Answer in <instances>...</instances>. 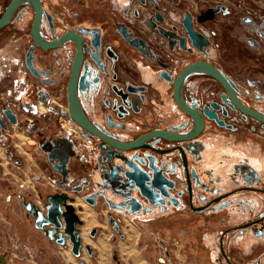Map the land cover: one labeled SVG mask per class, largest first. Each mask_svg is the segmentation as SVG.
Segmentation results:
<instances>
[{"label": "flooded vegetation", "instance_id": "flooded-vegetation-1", "mask_svg": "<svg viewBox=\"0 0 264 264\" xmlns=\"http://www.w3.org/2000/svg\"><path fill=\"white\" fill-rule=\"evenodd\" d=\"M11 1L0 0V17ZM140 1L143 10L126 7L113 12L109 5L104 13L98 12L95 23L67 26V13L57 17L41 0L39 24V32L47 40L59 38L69 28L83 36L77 95L88 120L112 142L138 143L119 147L70 118L68 84L76 45L68 40L55 48L38 46L32 35L35 11L30 2L20 4L0 28V68H10L16 88L14 99L7 105L0 90V142L10 126L23 121L39 129L37 119L48 111L47 105L63 107L70 128L67 123L62 125L77 132L81 150L78 159L68 162V172L82 173L84 183L76 189L100 221L88 230L91 210L86 207L82 212L74 207L87 220L82 231L84 219L78 214L80 222L76 226L82 242L98 237L105 217L119 235L123 224L146 225L158 232L203 226L193 248L195 244L210 247L212 264H264V143L258 142L264 124L244 116L231 105L232 98L222 83L197 71L185 78L182 93L186 104L201 114L202 131L186 140L162 135L186 134L194 127V118L179 106L174 93L178 74L196 60L212 63L242 104L264 112V95L251 92L229 75L223 52L222 63L215 62L211 55L215 35L219 50V45L225 46L233 51L234 58L258 65L259 48L264 42V13L259 5L238 4L235 8L241 11L234 12L230 5L222 4L219 12L208 17L207 11L213 7L210 0H191L187 13L197 33L194 42L183 24L187 13L177 12L183 1L174 0V10L165 8L164 12L153 11L151 2ZM152 2L159 7L157 0ZM200 3L204 4L197 11ZM96 36L100 44L95 48L92 39ZM13 103L22 104L21 108L15 109ZM6 109L14 114V123L9 121ZM158 131L161 134H156ZM41 146L45 148L46 143ZM47 147L50 156H55L49 161L54 167L56 159H64V155ZM10 159L20 163L14 152ZM3 167L0 156V193L7 181L1 176ZM54 168L65 171L63 163ZM55 184L56 191L52 185L43 186L44 214L49 196L66 193L62 190L64 178L55 180ZM30 203L37 207L35 201ZM217 224L222 229L214 237L208 226ZM83 249L84 244L81 254Z\"/></svg>", "mask_w": 264, "mask_h": 264}, {"label": "rangeland", "instance_id": "rangeland-1", "mask_svg": "<svg viewBox=\"0 0 264 264\" xmlns=\"http://www.w3.org/2000/svg\"><path fill=\"white\" fill-rule=\"evenodd\" d=\"M44 1L49 10L53 11L57 17H64L63 14L67 13V26L94 23L93 17L96 13L94 11L98 7L97 3L86 0ZM146 1L151 2L149 6L153 11L164 12L165 8L174 10L172 7L174 0H157L159 7L152 0ZM181 1L183 2L177 12L183 15L189 11L191 0ZM195 1L203 2V0ZM229 1L231 0H210L213 7L229 4ZM257 2L264 13V0H257ZM203 4L200 3L198 10L197 8L195 10L199 11ZM103 5L106 9L111 5L114 12L122 11L126 7H129L131 11L135 7L143 10L142 5L144 4L140 0H115L112 3L105 2ZM235 5L237 8L238 3H235ZM84 16L85 20L82 18ZM59 19L65 20L64 18ZM212 39L213 50L211 55L213 60L222 63L221 53L223 52L224 59L227 57L225 66L229 75L241 81L251 92L255 91L264 95V42L259 48L260 59L258 65H249L243 59L234 58L231 54L233 51L229 52L230 50L226 49L225 46L219 45V50L215 35ZM9 48L6 49V52ZM12 81L10 68H0V90L4 94L5 105L10 102V99H14L16 95V88L15 85L13 86ZM21 105L20 103L19 105L13 103L12 106L18 110ZM41 110L45 109L42 108ZM47 110V112L43 111L37 119V123L40 125L39 129L34 124L23 121L21 124L10 126L0 142V156H2L5 170L11 172L10 175H6L10 178L6 181L4 189L0 193V264H204L199 259L191 258L190 254L185 252L187 245H183L187 233L185 228L181 229L179 227H175L177 230L173 231L158 232L156 228L146 225L135 227L123 224L120 232L122 235H119L107 224L105 217V221L102 222L104 226L100 227L101 232L98 237L92 239L88 236L90 238L88 239L89 242L83 239L84 245L89 244L92 247L93 256L88 255L85 249L80 254L82 256H75L71 252L70 243H67V246L51 241L45 230L36 226L35 216L30 214L26 207L27 203L35 200H40L43 203L42 197L44 198L46 194L45 188L36 186L37 193L34 194L31 188L24 189L20 187V190H18L14 185V191V174L19 173L21 177H24L28 173V169L35 168L36 171L47 174L54 185H56L55 180L64 178L65 184L62 186V190H66L68 202L76 207L78 211L82 210L83 212L88 207L92 212L91 225L88 230L100 221L96 217L94 208L82 200L81 192L76 189L84 183L82 173L77 171L74 173L68 172V162L72 160L71 163H73L81 154L80 146L77 144V132L63 127L62 124L67 123L66 127L70 128V124L64 119L66 113L63 107L47 105ZM258 138H264L263 128L260 130ZM13 142L16 144L18 152L13 148ZM43 143H46L45 148L41 146ZM48 145H50V148L60 150L64 155V173L57 172L53 167V163L49 162L50 151H47ZM12 150L20 159V169L18 170H15L14 163L10 159L13 155ZM56 161L60 162V159L57 158ZM56 189V186H53V190L56 191ZM78 201H82L86 206H80ZM82 212H78V214L84 219ZM86 221L84 219L82 231L86 226ZM220 228L222 229V227ZM132 232H134V236L131 240L129 236ZM233 255L239 256L237 253Z\"/></svg>", "mask_w": 264, "mask_h": 264}, {"label": "water", "instance_id": "water-1", "mask_svg": "<svg viewBox=\"0 0 264 264\" xmlns=\"http://www.w3.org/2000/svg\"><path fill=\"white\" fill-rule=\"evenodd\" d=\"M30 2L35 11L34 22L32 25V35L34 42L43 47L44 49L55 48L60 46L64 41L71 40L76 45V53L74 55V62L72 67V73L68 84V110L70 118L78 125L83 126L88 132L93 134H99L103 136L105 139L110 141L112 144H115L119 147H132L137 143H128L121 144L119 142H112L109 138L104 136L101 132H99L88 120L77 95V81H78V73L80 64L82 61V40L83 36L79 32H77L74 28H69L65 33L60 35L59 38L54 40L45 39L39 32V24L43 14V7L41 0H12L9 5L6 7L4 14L0 17V28L5 26L11 19L16 8L24 3ZM222 7H212L208 9V17L213 16L215 13L219 12ZM183 24L187 29L190 38L195 42V37L197 35L196 31L193 30L190 20V14L187 13ZM99 37L96 36L92 39V44L94 47L99 46ZM185 38L181 39V46H184ZM203 72L208 74L215 79H217L220 83L224 85V87L228 90L232 100L231 105L235 107L237 110L242 112L244 116H251L264 124V112H260L256 109L249 108L242 104V102L237 97L236 93L232 89L230 83L226 79V77L222 74V72L215 67L212 63L207 61L196 60L192 63H189L181 72L178 74L175 84V99L178 102L179 106L188 114H190L194 118V127L190 133L181 134V135H173L170 133H163L162 135L167 138H180V139H189L190 137H194L198 135L204 126V120L198 110L189 107L184 98H183V84L185 78L193 73V72ZM6 114L11 123H14L15 117L14 114L6 109ZM156 134H161L158 131ZM153 133H150L149 136H153ZM60 162H54V167L57 164L63 163L62 158L58 157ZM50 159L54 161L55 156L52 154ZM68 195L66 193L63 194H55L48 197V204L46 206V213L42 212L37 207H33L31 203H27L26 207L29 210L30 214L35 216L36 226L40 229H44L45 233L49 237L51 241H55L61 245H67V241H69L71 245V252L75 256H80L81 248L83 246L82 236L79 234V229L76 226L77 223L80 222L78 214L76 213L74 206L67 201ZM92 234H95V229L92 231ZM68 238V240H67ZM68 246V245H67ZM87 250L88 255L93 254V249L89 244L84 245Z\"/></svg>", "mask_w": 264, "mask_h": 264}, {"label": "crops", "instance_id": "crops-1", "mask_svg": "<svg viewBox=\"0 0 264 264\" xmlns=\"http://www.w3.org/2000/svg\"><path fill=\"white\" fill-rule=\"evenodd\" d=\"M85 1V0H84ZM86 1H89V2H93V3H97L98 4V7H96V13H94V23L95 21L97 20L98 18V12L99 11H102V13H104V3L105 2H110V0H86ZM112 2L115 1V0H111ZM116 1H119V0H116ZM230 2V3H229ZM228 5L231 6L232 8V11L234 12H239L241 11L236 9L235 8V3H238V4H241V5H245V6H250V7H254L255 5H259L257 0H236L235 2L233 0L229 1ZM247 3V4H246ZM259 7H261L259 5ZM261 9V8H260ZM85 14V13H84ZM87 16V15H86ZM83 20H85V16L82 17ZM92 19V20H93ZM231 52V49L230 51ZM258 142H261V143H264V138H258ZM203 226H197V227H194V228H190V227H179V228H185L186 230V237H185V243L183 246L187 245V249H186V253H189L191 258L194 257V259H199L201 262H203L204 264H212V259L214 257V255L210 252V247H206V246H200L195 244L196 245V248L194 249L193 248V241L194 242H199V229L201 230ZM220 227H222L220 224H217L216 226H212V225H209L208 228L211 230L212 232V235L214 237H217L220 233ZM169 231H173V230H177L176 228H167ZM180 230V229H179ZM165 232V231H164ZM180 232V231H179ZM190 235V236H189ZM74 255V254H73ZM82 256V255H80ZM93 256V255H91ZM199 262V263H201Z\"/></svg>", "mask_w": 264, "mask_h": 264}, {"label": "built area", "instance_id": "built-area-1", "mask_svg": "<svg viewBox=\"0 0 264 264\" xmlns=\"http://www.w3.org/2000/svg\"><path fill=\"white\" fill-rule=\"evenodd\" d=\"M13 167L15 170L20 169V163L19 164H13ZM5 166L3 167V174L1 175L4 179L9 180V176H6L7 174L10 175V171L5 170ZM15 177L13 178V188L15 189V186L18 190H20V187L24 189H30L35 194L37 193L36 186H46V185H54L52 181H50L42 172H38L34 169H28V173L25 174L24 177H21L20 174H14ZM24 178V179H23ZM25 180V181H24ZM15 185V186H14ZM35 196V195H34ZM39 203V204H38ZM35 206H37L38 209L41 211H44L45 208L42 205V202L40 200H35Z\"/></svg>", "mask_w": 264, "mask_h": 264}, {"label": "bare ground", "instance_id": "bare-ground-1", "mask_svg": "<svg viewBox=\"0 0 264 264\" xmlns=\"http://www.w3.org/2000/svg\"><path fill=\"white\" fill-rule=\"evenodd\" d=\"M108 239V238H107ZM98 242H100V241H98ZM98 245V244H97ZM100 245V244H99ZM100 247V246H99ZM107 250V249H106ZM104 255V254H103ZM102 261H104V260H102Z\"/></svg>", "mask_w": 264, "mask_h": 264}]
</instances>
